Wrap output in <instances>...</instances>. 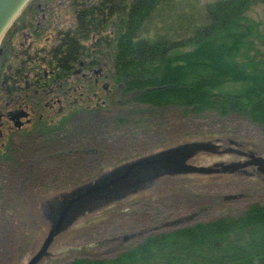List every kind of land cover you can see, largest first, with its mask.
I'll return each mask as SVG.
<instances>
[{"label":"rangeland","instance_id":"obj_1","mask_svg":"<svg viewBox=\"0 0 264 264\" xmlns=\"http://www.w3.org/2000/svg\"><path fill=\"white\" fill-rule=\"evenodd\" d=\"M211 1L172 0L147 22L143 36L171 33L186 20L197 25L199 11ZM69 4L66 0L56 12L66 24ZM262 7H256L255 17L264 16ZM105 61L108 70L111 63ZM108 88L113 92L99 110L101 119L87 116L70 124V137L86 131L69 148L94 150L85 163L64 156L53 167V179L31 184L24 195L0 194V264H27L78 191L123 175L144 158L163 160L136 167L116 185L77 204L36 264L112 258L148 235L237 216L253 203L264 204V167L248 162L256 160L252 156L264 159L261 125L240 114L197 116L175 105L130 103L112 84Z\"/></svg>","mask_w":264,"mask_h":264},{"label":"trees","instance_id":"obj_2","mask_svg":"<svg viewBox=\"0 0 264 264\" xmlns=\"http://www.w3.org/2000/svg\"><path fill=\"white\" fill-rule=\"evenodd\" d=\"M171 1L73 0L81 26L72 45L79 36L101 35L102 57L111 63L102 79L127 102L175 105L197 116L240 114L264 129V16L253 15L259 5L264 14V0H214L199 11L197 25L186 20L171 33L143 36L147 22ZM69 56L73 61L79 53ZM104 89V97L113 92ZM65 264H264V204L148 235L112 258Z\"/></svg>","mask_w":264,"mask_h":264},{"label":"flooded vegetation","instance_id":"obj_3","mask_svg":"<svg viewBox=\"0 0 264 264\" xmlns=\"http://www.w3.org/2000/svg\"><path fill=\"white\" fill-rule=\"evenodd\" d=\"M65 1L30 0L23 9L29 14L17 16L0 41V194L24 195L31 184L53 179V167L64 156L83 164L94 151L69 148L86 131L70 137V124L102 118L99 110L110 97L102 94L109 91L102 79L107 62L98 33L87 40L79 36L72 45L81 25L73 0L66 10L69 24L56 14ZM72 51L79 53L73 61Z\"/></svg>","mask_w":264,"mask_h":264},{"label":"water","instance_id":"obj_4","mask_svg":"<svg viewBox=\"0 0 264 264\" xmlns=\"http://www.w3.org/2000/svg\"><path fill=\"white\" fill-rule=\"evenodd\" d=\"M19 0H0V41L4 34L9 29L12 22L16 19V17L20 14V12L26 7V5L29 3L30 0H24L22 4L16 8L15 4ZM256 160L248 161L249 163H257L264 167V159L262 158H255ZM168 158V157H167ZM163 157H152V158H144L136 162L135 164H132L131 169L128 170L125 174L117 176L116 178H112L109 180H102L99 183L93 184L91 186L86 187L82 191H78L72 199H70L67 204L65 205L61 216L57 222V225L53 229V231L50 233L49 237L47 238L46 242L43 244V246L34 254V256L30 259V261L27 264H36L39 259L47 252L48 247L50 243L52 242L55 234L59 232L61 229L63 222L70 212L77 204H79L81 201L85 200L86 198L100 192L109 189L111 186L116 185L118 182L123 180L126 176H128L136 167H141L144 165L152 164L155 162L162 161ZM240 166L238 164H232V167ZM191 169L195 171H203L204 168H196L192 167ZM223 169V168H221ZM214 169H209V171H213ZM224 170V169H223Z\"/></svg>","mask_w":264,"mask_h":264},{"label":"bare ground","instance_id":"obj_5","mask_svg":"<svg viewBox=\"0 0 264 264\" xmlns=\"http://www.w3.org/2000/svg\"><path fill=\"white\" fill-rule=\"evenodd\" d=\"M24 0H19L16 4H15V6H17L16 8H18L21 4H22V2H23Z\"/></svg>","mask_w":264,"mask_h":264}]
</instances>
